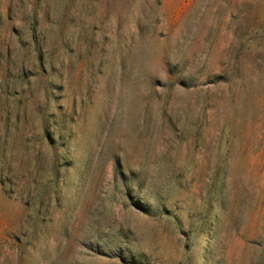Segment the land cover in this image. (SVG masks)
I'll return each mask as SVG.
<instances>
[{"label":"rangeland","instance_id":"rangeland-1","mask_svg":"<svg viewBox=\"0 0 264 264\" xmlns=\"http://www.w3.org/2000/svg\"><path fill=\"white\" fill-rule=\"evenodd\" d=\"M0 264H264V0H0Z\"/></svg>","mask_w":264,"mask_h":264}]
</instances>
